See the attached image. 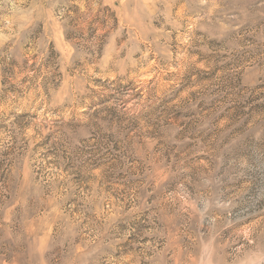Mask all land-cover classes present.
Masks as SVG:
<instances>
[{"label":"rangeland","instance_id":"rangeland-1","mask_svg":"<svg viewBox=\"0 0 264 264\" xmlns=\"http://www.w3.org/2000/svg\"><path fill=\"white\" fill-rule=\"evenodd\" d=\"M0 264H264V0H0Z\"/></svg>","mask_w":264,"mask_h":264}]
</instances>
